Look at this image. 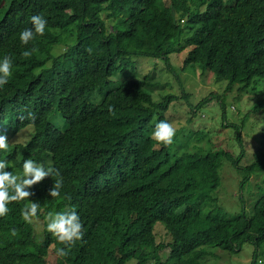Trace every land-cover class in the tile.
<instances>
[{"label":"trees","instance_id":"obj_1","mask_svg":"<svg viewBox=\"0 0 264 264\" xmlns=\"http://www.w3.org/2000/svg\"><path fill=\"white\" fill-rule=\"evenodd\" d=\"M35 15L48 21L45 35L24 46L19 34ZM186 49L183 68L205 65L227 80L226 92L236 83L257 91L264 0H0V61L12 60L0 89V135L9 142L0 160L14 174L25 159L58 169L61 195H49L53 175L30 189V199L40 218L75 209L85 232L67 257H57L61 245L47 227L37 240L34 221L22 217L30 201L9 204L0 218V264H208L215 248L238 253L246 243L254 245L251 264L264 262V192L250 212L222 211L215 197L222 159L239 166L248 154L243 144L235 156L227 147L192 152L150 137L177 96L155 100L147 65L165 59L172 69L171 53ZM213 98L225 112L226 95L215 91L191 105L197 110ZM263 99L248 114L264 111ZM28 112L34 123L19 118ZM242 119L235 124L240 142ZM176 140L185 145L182 135ZM252 154L242 189L257 168L264 171V121ZM158 223L172 240L158 241Z\"/></svg>","mask_w":264,"mask_h":264},{"label":"rangeland","instance_id":"obj_2","mask_svg":"<svg viewBox=\"0 0 264 264\" xmlns=\"http://www.w3.org/2000/svg\"><path fill=\"white\" fill-rule=\"evenodd\" d=\"M205 7L203 6V9ZM187 51L188 49L171 53L172 69L168 67L165 59H156L154 62L148 63L147 70L154 72V79L157 82L154 88H151L154 98L160 101L166 94L177 96L171 102L168 111L164 113L166 120L176 127L177 134L182 135L185 141V145L179 147L177 145L179 140H176L175 137V148L206 153L210 150L220 149V147H227L232 150L235 156H238L242 152L243 144L248 154L242 158L239 166L227 157L222 159L221 184L215 191V197H217V205L222 211L236 213L246 209L250 212L256 197L264 192V171L257 168L243 189L240 184L244 175V166L254 160L252 152L258 143L260 123L264 121V111L258 115L248 114L251 108L258 104L257 101L264 98V81H261L260 89L257 91L243 90L241 89L242 84L236 83L231 90L226 92L227 80L218 78L205 65L198 63L183 68V59ZM212 91L226 95L225 112H223L220 102L214 98L207 101L201 108L193 109L191 103L196 105L201 100L200 98ZM100 98L98 97L97 100ZM246 116L247 120L244 122L246 126L242 127V141L240 142L236 140L235 124H241L242 118ZM228 123L230 125H227ZM26 138L27 134L24 133L17 139L25 141ZM15 174L22 176L23 170H18ZM33 221L36 239L41 240L44 236L46 218L37 217ZM156 235L158 241L161 242L172 240L171 234L161 223H158ZM214 250L216 254L208 257V264H251L254 245L246 243L243 250L238 253L218 248ZM161 255L166 259L169 250L161 251ZM129 264H137V261L131 260Z\"/></svg>","mask_w":264,"mask_h":264},{"label":"clouds","instance_id":"obj_3","mask_svg":"<svg viewBox=\"0 0 264 264\" xmlns=\"http://www.w3.org/2000/svg\"><path fill=\"white\" fill-rule=\"evenodd\" d=\"M32 27L25 28L19 34L21 44L28 46L36 36H44L48 21L42 15H35L30 18ZM36 49L22 52L24 58H30ZM12 76V60L5 56L0 61V89H3L9 82ZM111 111V109H110ZM21 120L27 118L33 123L36 120L34 112H28L27 117L21 115ZM177 134L176 127L167 120H159L150 137L158 145L169 147L173 145ZM9 147L8 138L6 135H0V151H7ZM23 175L14 174L8 170V163L6 160H0V218L5 217L9 212V204L19 203L28 200V203L22 210V217L25 222L31 223L33 219L38 217L39 203L30 199L34 195L30 189L33 186L40 184L47 177L55 175L58 177L49 195L53 198L61 195V189L64 186L63 177L58 169L54 167L45 168L42 164H38L32 159H25L23 162ZM47 231L52 234L59 242L61 247L55 250L57 257H67L69 251L77 245V242H83L85 235L84 225L81 221L80 215L75 209L64 212H48L46 216ZM264 264V262H261Z\"/></svg>","mask_w":264,"mask_h":264}]
</instances>
